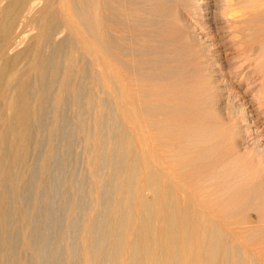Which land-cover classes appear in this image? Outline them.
Segmentation results:
<instances>
[{
  "label": "bare ground",
  "instance_id": "6f19581e",
  "mask_svg": "<svg viewBox=\"0 0 264 264\" xmlns=\"http://www.w3.org/2000/svg\"><path fill=\"white\" fill-rule=\"evenodd\" d=\"M52 1L0 0V257L6 244L10 215L26 213V209H21L22 205H19L24 195L19 187L25 176L22 168L26 166L30 153L33 156L38 149V138L42 134L47 136L45 153L41 156L42 169L45 160L52 157L55 147L52 143L59 133L57 112L62 102H66L63 100L68 87L65 80L73 70L85 72L86 65L81 62L84 58L91 67L99 68L105 81L112 79L113 85H107L110 106L99 98L92 99L88 94L81 96V85L72 93L75 135L85 160L92 168L95 163L102 162L101 167L106 169L105 174L94 179L89 206L81 214V219L77 218V223L75 221L77 264H264V229L258 228L246 216L249 211H254L258 219L264 221L263 196L255 188L252 192L247 190L246 184L249 177L262 174L253 173L255 176H252L238 163L236 166L234 159L227 158L231 151L227 143L232 142V147L241 148V128L237 118L233 117L231 121V126H234L231 131L217 125L197 124L192 118L175 121L185 114L192 117L202 104L181 105L160 101L152 104L157 115L171 117L174 122L156 120L152 123L155 133L152 139H148L137 115L138 107L124 90L123 77L113 65L116 62L125 70L129 64L139 63L134 64L131 57H138L151 47L142 39L146 34L142 33V28L156 26L162 29L169 13L166 5L170 10L174 6L177 23L192 31L191 37L200 50L210 53L205 59L206 70L214 77V67L224 62L221 55L230 50H226L225 46L230 43L231 25L239 19L247 20L246 31H250L254 24L259 26L258 34L263 38L264 45V0H56L54 6ZM234 10L240 12L238 17L230 15ZM190 14L200 20H192ZM116 18L122 28H115ZM26 26L30 28L29 34H26L29 29ZM202 28L208 33L197 37L194 32ZM129 34L134 39H130ZM161 43L159 37L153 45V52H150L157 70L154 76L162 79L166 72L163 64L167 52L162 49ZM44 51H48L49 55L45 56ZM75 57L77 63H74ZM228 60L225 63L230 68ZM90 66L87 67L91 69ZM249 66L243 63L237 68L231 67L229 72L234 78L238 75L250 78ZM261 73L264 85V70ZM137 74L146 76L138 71ZM27 79L30 85L26 84ZM239 79L238 84H241L242 78ZM250 90L249 85L243 93L247 94ZM173 91L177 94L176 90ZM215 92V110L217 108L219 112L215 114L225 124L226 118L223 119L220 112L226 108L222 89L216 88ZM257 99H249L247 106L259 121L263 104ZM47 103L53 105V109L50 108L52 111L49 109L52 120L48 125L45 123L47 130L42 133L40 120H43L41 115ZM31 122L36 126V129L33 127L35 130H31ZM259 131L264 136V126ZM149 140L155 142V148H151ZM253 159L254 165H257L259 161ZM173 163L175 174L167 166ZM261 177L264 185V177ZM197 193L201 194L203 202L197 200ZM208 206L220 210L223 219L209 213L206 210ZM232 211L239 214V218L236 216L238 220L244 222V225L237 222L244 231L239 235L238 231L231 229L233 223L225 219ZM250 238L251 241L255 238L259 241L256 253L247 247Z\"/></svg>",
  "mask_w": 264,
  "mask_h": 264
},
{
  "label": "rangeland",
  "instance_id": "374dc122",
  "mask_svg": "<svg viewBox=\"0 0 264 264\" xmlns=\"http://www.w3.org/2000/svg\"><path fill=\"white\" fill-rule=\"evenodd\" d=\"M55 2L57 3L56 0L51 2L52 6L56 4ZM165 7L168 9L169 13L168 16L166 17L167 23L166 25L165 23H163L162 29L159 30L156 26H149V27L143 26L142 28V33L143 34L146 33L143 35L142 39L144 41H147L146 44H149L151 47L146 49L144 54H141L138 57L137 56L131 57V59H134V64H136L135 62H139V63H137V65L129 64L125 70H122L116 62H113V65L115 67L114 69H116V71L120 73L123 77L124 90L127 91V93H129L132 96L133 101L138 107L137 115L139 117L142 126H144L143 129L146 134V137L148 139L150 138L152 139V135H154L155 133L152 123L155 122L156 120L165 119L167 121L174 122V119H172L171 117L168 116L160 117L159 115H157V112L155 111L153 105L160 101H164L168 104L181 103V105H189L190 103H193L195 105L202 104V107L200 106L199 108L198 106L199 109L196 111V113L193 114L192 117L191 115L185 114L182 117H178V119H176L175 121L190 120L192 118L195 120L197 124H201V125L206 124L209 126L217 125L219 126V128L221 127L222 129H225V131L226 130L231 131V129L234 128V126H231V121L233 117L237 118L239 122L238 124L241 128L240 129L241 138H239L240 140L239 145L241 147L240 148L241 151L239 150V148H234V146L232 147V142H229L226 144V146L231 148V151H230V155L227 158L234 159L235 162L233 163L236 166H237L236 163H238V166H241L242 169L244 168L245 172L249 174H253V173L262 174L259 177H255V178L249 177L246 184H247V190L252 192L253 190L257 189V191H259V193L262 194L263 196L262 199L264 200V185L261 177V176L264 177V160H263L264 136L260 135L261 131H259L260 128L264 126L262 124V122H264V111H263L264 85L262 84V81L260 79L262 76L261 71L264 70V50H263L264 45L262 44L263 38L258 34L259 26L254 24V27H252L250 31L249 30L246 31L245 27L248 26L246 19H239L237 23L231 25L230 32L232 33L231 34L232 36L230 35L229 38L230 43L228 42V46L227 45L225 46L226 50L227 48L230 50H227L226 52L223 51L224 53L221 55L222 57L221 59L224 60V62L217 64L214 67L215 76L212 77L210 76L209 73H207L206 70L207 63L205 60L207 57H209L210 53L200 50V48L197 46L196 41L191 37L192 31L189 32V30H187L183 24H181L180 22L177 23L176 14L174 12V6H172L171 10L169 6L165 5ZM239 14L240 12L237 13V10L236 11L234 10L233 12H231L230 15L234 17H238ZM189 17L194 21L200 20L198 16L193 14H190ZM116 19L114 20L115 22L117 21V24L115 23L116 24L115 28L119 29L118 27H121L122 25L119 24L120 20L118 18ZM169 20L171 21V23L169 22ZM174 20L176 21L174 22ZM26 27L29 28L28 26ZM26 27H24V29L27 30ZM29 31L30 28L28 29L27 31L28 33L26 34H29ZM121 33L122 35L124 34L123 32ZM159 33L161 35H159ZM195 33L196 35H198L197 37H200V35L207 34L208 32L206 29L202 28L201 31L196 30L194 34ZM129 36L130 39H134V36H132V34H129ZM159 37H161L162 39V43H161L162 49L167 52L164 55V64H163L166 72L164 73L162 79L159 77L156 78L154 76L157 70L155 69V65L153 63L154 56L152 53L154 50L153 45H156V40H158ZM168 43L170 44L168 45ZM43 54L45 56H48L49 52L44 51ZM76 57L79 58L80 56L78 57L76 55ZM76 57H75V61L77 59ZM141 58H143L144 61L142 60L141 62L140 61ZM82 59L81 62L82 64L84 63L86 67H85V72L83 70L81 73L82 75L83 74L86 75H83L84 76L83 77L80 75L81 70L79 72L73 70L74 74L71 71L70 72L71 76L69 75L68 78H66L65 80V84L68 86L67 89L69 90L68 92H66L67 91L66 89L63 97V100H66V102L63 101L62 105L64 104L65 107L61 105L57 112L59 113L58 114L59 117L57 118V120L58 123L60 124L61 122V124L60 125L58 124L57 129L59 130V133H57L58 135L56 134L53 141V143L56 142V145L55 143L54 144L52 143V147L53 146L55 147L54 149L52 148L53 155L50 159L53 160L50 159L45 160L44 162L45 170L42 169L43 161L41 160L42 159L41 156L45 153L46 137H47L45 134H42L38 138L39 141L38 143L39 146L37 145L38 149L36 150L33 156L30 153L27 162L25 164L26 166H24L25 168L24 167L22 168L25 176L23 178V181L20 182L19 187L21 188V192L25 196L23 195V198L19 202V205L20 206L22 205L21 209L23 210L26 209L29 212L25 210L26 213L24 215L19 214L21 215L20 217L19 215H17L18 213L11 214L12 216L10 215L8 225L10 226L12 225V227L8 228L10 226H7L6 244L3 246L1 250L0 264H6L7 262H9L7 264H19V263L31 264V262L32 264H63V263L77 264L76 262L77 257L75 256L77 254V252H75L77 251L76 223L81 219L82 217L81 214H83V211L87 210L89 206L90 196H92L91 195L92 188L94 187V179H98L103 174H105L106 169L101 167L102 162L101 163L99 162L101 165L95 163V165L92 168L91 165L87 164L85 160V155L83 153L82 147L79 146L78 136L75 135V123H76L74 119L75 113L72 111L71 108L72 93L75 90H77L78 87L81 85V88L84 87L83 89L79 88V93L81 94V96L84 97L85 95L88 94L92 99L99 98L102 101H104L106 105L110 106V101L108 99L109 91L107 89V85L108 84L111 86L113 85L112 84L113 82H111L113 81L112 79H107V81L104 80V74L103 73L101 74L99 68L94 69L93 66L91 67L89 65L86 59L85 60L84 58ZM135 59L137 60L135 61ZM227 60L229 61L228 63H230V68L231 67L233 68V66L237 68L240 64L243 63L244 65L245 64L250 65L249 66L250 78L244 79L245 77L244 76L241 77V75H238L236 78H234L229 72L230 70V68H228L229 65L225 63ZM75 61L74 63H77V61L76 62ZM84 65H82V67H84ZM87 66L88 67L90 66L91 69L88 68ZM166 68L169 69L167 70ZM137 71L138 73H143L146 76L141 77L139 74H137ZM87 72L88 73L90 72L91 74H88ZM76 75L77 76L79 75L78 77L81 80ZM92 75L94 76V79ZM213 78L214 80H212ZM239 78H242L241 84H238ZM26 84L30 85L29 79H27ZM100 85L102 86L100 87ZM249 85L251 87V90L247 94H244L243 90ZM99 87L101 88V90L99 89ZM216 88L222 89L223 101L226 104V108L220 111L223 114V119L226 118L224 121L225 124H222V122H220L216 117V114L219 113L217 108L215 110ZM173 90H176L177 94H173L174 92ZM249 99L250 100L257 99L259 102H261L260 104H263V108L261 109L262 113L259 115L261 116L259 117L260 119L259 121L256 118V116H254L255 114H253L250 111V108L247 106V101ZM107 102L109 104H107ZM51 105H52L51 103H47L45 106L44 113L41 115V118L43 116V120H40V123H42V126L40 128L42 129L41 130L42 133H45V131L47 130V126H45V123L46 125H48V123L52 120L51 112L49 111L50 108L53 109L52 108L53 105L52 106ZM63 107L64 110L60 111ZM69 109L71 112L68 111ZM140 109L142 110L147 109V110H144L143 112ZM45 111H47L48 113ZM46 115L50 117L48 118ZM60 118L63 121L62 120L60 121ZM31 125H32L31 130L32 129L35 130L36 126H33L32 122ZM145 126H147L148 128L146 127L147 129H145ZM124 128L125 127H123V129ZM62 129L64 132L62 131ZM72 129L74 131H72ZM72 136H75L76 138ZM33 138L35 139V135ZM71 139L73 141H70ZM240 142H242V144ZM148 143L151 146V148H155L154 145L155 142L153 140H149ZM56 150L58 151V153L56 152ZM34 158L38 161H36ZM253 158L259 161L257 165L256 164L254 165L255 161ZM97 166L101 167L102 169H100ZM167 166L173 172V174L176 173L174 163L172 164V166L169 165ZM98 169H100L101 172H99ZM33 173L35 174V176L37 175V177L33 176L34 175ZM93 173H95V175H93ZM252 176H255V174H253ZM88 179L90 180V182ZM24 181L25 183L27 182V184L23 183ZM24 191L27 193L28 196ZM196 196H197V200H200V202L204 201L200 193H197ZM42 199L45 200L43 201ZM59 203H61L62 205ZM40 205L43 207L41 208ZM60 206L62 207V209ZM83 206H85L86 209ZM78 207H80L81 209L80 208H79L80 210L77 209ZM82 207L84 210H82ZM206 210L216 218L223 219L222 213L219 212L220 210H217L216 208L209 206L206 207ZM251 213L254 214L252 215ZM248 214L249 215H246L247 218L252 223L257 225L258 228L263 230L264 221L258 219L257 213L254 211H249ZM238 215L239 214H236L234 211H232L227 214V218L225 219L233 223L231 229L233 231H238L237 234L239 235L241 234V232L243 233L244 231L242 230L241 224L238 225V223H242L244 225V222L238 220L239 218ZM236 216L238 218H236ZM248 216H253L252 218H254V220ZM23 218H25V220ZM77 218H79V220ZM226 220L225 223L227 224ZM10 221H12L13 224ZM34 222L36 223L34 224ZM23 225H26L28 230L25 226L23 227ZM67 225L69 226L66 227ZM26 231L28 232L27 233L28 235L26 234ZM7 238L9 239L7 240ZM252 240L253 241H251V238L248 240L247 247L252 253H256L259 250V246H257L259 241H257L256 238ZM12 242L13 245L11 246ZM69 257H71V259H68Z\"/></svg>",
  "mask_w": 264,
  "mask_h": 264
}]
</instances>
